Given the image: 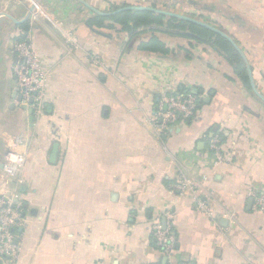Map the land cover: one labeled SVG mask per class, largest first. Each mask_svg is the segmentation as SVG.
Masks as SVG:
<instances>
[{"label":"crops","instance_id":"0c3cea01","mask_svg":"<svg viewBox=\"0 0 264 264\" xmlns=\"http://www.w3.org/2000/svg\"><path fill=\"white\" fill-rule=\"evenodd\" d=\"M83 1L104 13L156 4L223 30L247 55L264 95V0ZM40 8L63 25L29 20L24 32L27 22L0 17V203L23 205L17 264H264V213L251 195L264 192V101L235 67L211 45L164 30L91 27L98 14L78 0H44ZM27 12L0 0V14L21 21ZM154 38L167 54L141 49ZM16 40L32 44L49 76L39 118L18 93ZM169 93L193 94L200 105L191 120L163 129L155 118ZM10 146L25 156L12 179L1 168ZM166 213L177 239L170 259L153 240Z\"/></svg>","mask_w":264,"mask_h":264},{"label":"built area","instance_id":"2783aa9c","mask_svg":"<svg viewBox=\"0 0 264 264\" xmlns=\"http://www.w3.org/2000/svg\"><path fill=\"white\" fill-rule=\"evenodd\" d=\"M26 5L27 8L34 4L35 0H16ZM44 19L52 26L60 27L62 22L57 21L38 6L31 15L30 20L37 22ZM72 45L76 44L75 37L68 35ZM13 51L17 62L13 67L17 82L21 103L30 109L36 118L41 117L47 108V95L49 90V76L40 60L39 54L28 41L16 40L13 43ZM199 99L193 94L176 95L165 94L160 102L159 111L155 118L157 127L167 129L179 121L191 120L197 114ZM160 122V124L158 123ZM212 150L217 162L222 160L218 137L212 140ZM25 163V156L12 150V146L6 152L4 171L9 178H16ZM189 185L185 179L179 181L178 188L181 192ZM255 208L264 213V192L254 193ZM197 208L206 215H211L207 203L201 197L194 195ZM23 205L16 199L5 197L0 203V259H8L10 264H17L22 254V240L15 230L23 225ZM171 214L157 219L153 228V240L161 253L167 258H172L177 251V239L173 231ZM174 264V263H171ZM190 264V263H182Z\"/></svg>","mask_w":264,"mask_h":264},{"label":"trees","instance_id":"16d2710c","mask_svg":"<svg viewBox=\"0 0 264 264\" xmlns=\"http://www.w3.org/2000/svg\"><path fill=\"white\" fill-rule=\"evenodd\" d=\"M128 6L133 5L127 3L123 5H114L113 11ZM153 7L158 8L156 4H154ZM89 25L97 28H104L108 25V28L112 30L118 29L119 27L125 32H131L133 29L138 28H150L153 32H163L162 30H164L175 36L187 37L196 42L211 45L235 67V70L244 84L251 89L246 65L234 47L220 35L196 24L176 18H169L149 11H124L112 16L95 15L94 18L90 19ZM132 26H134V28H132ZM21 27L24 32H27L29 30V23L27 22ZM141 49L145 51H161L163 54L168 53L165 46L156 38L152 39L149 43H143Z\"/></svg>","mask_w":264,"mask_h":264},{"label":"water","instance_id":"95a60500","mask_svg":"<svg viewBox=\"0 0 264 264\" xmlns=\"http://www.w3.org/2000/svg\"><path fill=\"white\" fill-rule=\"evenodd\" d=\"M43 1L44 0H35L34 4H32L29 7L25 19H23L21 21H17L13 17H11V16H9L7 14H3V13L0 14V17H7L11 21H13L15 24H23V23L28 22L30 20L31 15L35 12L36 8L41 5V3ZM78 1L83 3L88 9H90L94 13H96L98 15H101V16H112V15H116V14L124 12V11H149V12H152V13H155V14H159V15H163V16H166V17H169V18H176V19H179V20H182V21H186V22H190V23L196 24V25H198L200 27L206 28V29L214 32L217 35H220L221 37L226 39L234 47V49L238 52V54L243 59L245 65H246V68H247L248 77H249V80H250V85L252 87V90L257 95V97H259L262 101H264V95L257 88L256 82H255V79H254V75H253V69H252V67L250 65V62L248 60L247 55L242 50V48L238 45V43L229 34L224 32L223 30L218 29V28H216V27H214V26H212V25H210L208 23L202 22V21H200L198 19L189 17L187 15H183V14L172 12V11H166V10H162V9L151 7V6H128V7L122 8V9L114 11V12L104 13L102 11H99L95 7L89 5L88 3H86L83 0H78ZM57 150H58V147L55 146L54 150H53V153H52V156H51V161L52 162H55V160H56ZM1 168H4V167L1 166Z\"/></svg>","mask_w":264,"mask_h":264}]
</instances>
